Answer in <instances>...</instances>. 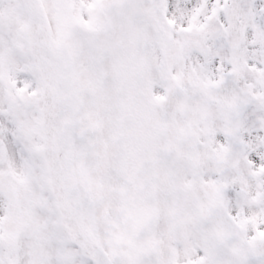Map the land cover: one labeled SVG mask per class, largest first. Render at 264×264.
<instances>
[{
  "label": "snow or ice",
  "instance_id": "6c2138e0",
  "mask_svg": "<svg viewBox=\"0 0 264 264\" xmlns=\"http://www.w3.org/2000/svg\"><path fill=\"white\" fill-rule=\"evenodd\" d=\"M0 264H264V0H0Z\"/></svg>",
  "mask_w": 264,
  "mask_h": 264
}]
</instances>
